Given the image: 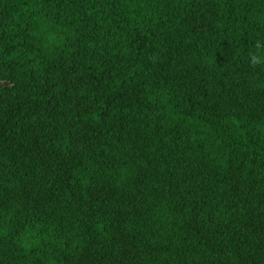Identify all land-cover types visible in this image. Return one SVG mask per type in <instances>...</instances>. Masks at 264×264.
Wrapping results in <instances>:
<instances>
[{"label": "trees", "instance_id": "obj_1", "mask_svg": "<svg viewBox=\"0 0 264 264\" xmlns=\"http://www.w3.org/2000/svg\"><path fill=\"white\" fill-rule=\"evenodd\" d=\"M0 80V264H264V0H0Z\"/></svg>", "mask_w": 264, "mask_h": 264}, {"label": "rangeland", "instance_id": "obj_2", "mask_svg": "<svg viewBox=\"0 0 264 264\" xmlns=\"http://www.w3.org/2000/svg\"><path fill=\"white\" fill-rule=\"evenodd\" d=\"M7 85H9L7 84V82L0 80V86H7Z\"/></svg>", "mask_w": 264, "mask_h": 264}, {"label": "clouds", "instance_id": "obj_3", "mask_svg": "<svg viewBox=\"0 0 264 264\" xmlns=\"http://www.w3.org/2000/svg\"><path fill=\"white\" fill-rule=\"evenodd\" d=\"M258 62V58L257 57H253L252 63L256 64Z\"/></svg>", "mask_w": 264, "mask_h": 264}]
</instances>
